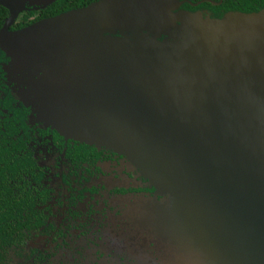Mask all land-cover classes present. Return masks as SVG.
Returning a JSON list of instances; mask_svg holds the SVG:
<instances>
[{
	"label": "water",
	"instance_id": "water-1",
	"mask_svg": "<svg viewBox=\"0 0 264 264\" xmlns=\"http://www.w3.org/2000/svg\"><path fill=\"white\" fill-rule=\"evenodd\" d=\"M58 1L0 0L23 103L125 156L166 198L148 219L178 264H264V8L98 0L11 31Z\"/></svg>",
	"mask_w": 264,
	"mask_h": 264
},
{
	"label": "flooded vegetation",
	"instance_id": "flooded-vegetation-1",
	"mask_svg": "<svg viewBox=\"0 0 264 264\" xmlns=\"http://www.w3.org/2000/svg\"><path fill=\"white\" fill-rule=\"evenodd\" d=\"M263 6L264 0H182L186 11L216 15ZM36 22L16 21L11 31ZM8 62L0 53V201L17 215L24 198L28 211L10 223L15 234L0 242V264L180 263L148 219L166 198L125 156L43 123L23 103Z\"/></svg>",
	"mask_w": 264,
	"mask_h": 264
},
{
	"label": "trees",
	"instance_id": "trees-1",
	"mask_svg": "<svg viewBox=\"0 0 264 264\" xmlns=\"http://www.w3.org/2000/svg\"><path fill=\"white\" fill-rule=\"evenodd\" d=\"M98 0H59L53 6L44 11H33L25 13L21 16L19 21H39L44 18L54 17L61 13H65L70 10L83 8L89 6L90 4ZM264 8L261 7V9ZM260 9V10H261ZM259 11V10H258ZM256 12V11H255ZM249 13V12H246ZM9 17V11L3 7H0V29L3 27L6 19ZM26 200L22 198L21 209L18 211L17 215L13 210V206H4L3 202L0 201V242H8L10 238L14 236L15 233H9V225L13 220H24L25 214H27L28 208H25ZM27 210V211H26Z\"/></svg>",
	"mask_w": 264,
	"mask_h": 264
}]
</instances>
